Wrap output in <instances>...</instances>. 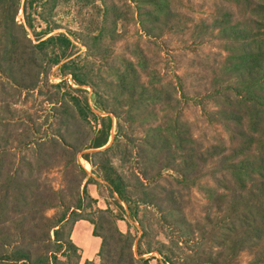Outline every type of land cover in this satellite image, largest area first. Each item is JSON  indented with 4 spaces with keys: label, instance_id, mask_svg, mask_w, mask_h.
<instances>
[{
    "label": "rangeland",
    "instance_id": "rangeland-1",
    "mask_svg": "<svg viewBox=\"0 0 264 264\" xmlns=\"http://www.w3.org/2000/svg\"><path fill=\"white\" fill-rule=\"evenodd\" d=\"M51 1L21 0L20 9L15 13V5L12 7L8 0H0V38L7 19L14 12L17 24L25 27L35 46L60 34L72 41L66 59L57 66L43 67L44 77L37 91H22L0 74V186L6 183V174L18 171L32 193L28 207L21 213L0 217V232L3 230L5 236L10 234L18 238L21 226L28 230L31 225L45 220H58L71 213L66 208L77 207L82 201L85 210L80 215L95 219L100 225L99 232L107 234L114 226L104 227V223L117 224L118 219L123 220L119 228L124 233L132 230L137 237L134 251L138 259L141 258L138 241L143 231L139 222L143 223L147 237L142 249L155 250L144 257L151 259V264L163 259L157 252L161 244L171 251L169 255L174 264H264V240L235 257L226 248L227 241L248 231L250 226L244 219L245 207H230L232 197L250 196L248 191L261 179L249 182L246 193H241L230 174H214L220 158L201 169V177L188 186L177 169L183 162H172L170 151L158 155L156 160L160 156L161 161L157 168L161 165L168 168L163 169L154 182L145 183V188L151 191L163 186L176 193L177 205L181 208L170 215L169 222L161 220L155 207L136 202L143 198L139 173L150 167L146 166L140 150L147 149L143 142L152 129H161L165 139L173 144L174 129L181 128L182 132H189L199 149L216 147L221 157L236 155L232 161L250 156L256 160L264 158V125L259 123L254 131L245 106H238L239 92L244 90L234 84L233 90L226 89L222 93L226 83L231 88L236 81L231 69L245 54L241 42L235 36L228 37L222 29L245 30L250 33L248 43L264 44V9L256 7L264 6V0H252L253 3L246 0H164L160 5L144 0H57L55 6ZM116 17H119L117 22ZM150 19L153 22H149ZM254 35L258 38L252 40ZM70 61L89 73L88 79L96 85L102 98L98 103L94 89L86 86L81 94L88 96L91 106L89 121L77 118L60 130L64 116L58 114L61 109L53 108L48 99L72 93L69 87L81 89L68 74L69 69L64 67ZM123 75L132 80L131 85L146 87L151 96L157 94L160 101L139 102L142 94L135 87L130 90L135 98L130 93L119 94L118 77ZM61 83H64L62 91L56 88ZM111 83L114 89L107 87ZM100 106H108L110 111ZM108 116L113 118V129L105 148L113 149L105 158L112 162L93 156L103 149L83 150L99 135L103 128L102 117ZM232 117H239V120ZM57 135L65 136L66 144L83 150L76 156V162L69 163L65 152L54 149L53 139L62 141ZM40 141L48 142L44 149L33 144ZM92 160L97 164L112 163L134 195L130 205L121 201L118 194L111 193L102 178L105 173L97 169ZM157 168L150 169L151 180L157 175ZM86 191L98 198L97 203L86 197ZM108 208L113 215L106 213ZM130 208L138 214L137 221L131 220ZM73 220L74 217L71 223ZM177 220L185 221L192 232H187ZM70 225L65 229L66 238ZM182 228L189 233L188 239H184ZM197 229H205L206 233ZM36 233L40 232L36 230ZM53 249L57 251L58 261L68 264L66 254L59 252L58 246ZM70 260V264H76L73 256Z\"/></svg>",
    "mask_w": 264,
    "mask_h": 264
},
{
    "label": "trees",
    "instance_id": "trees-1",
    "mask_svg": "<svg viewBox=\"0 0 264 264\" xmlns=\"http://www.w3.org/2000/svg\"><path fill=\"white\" fill-rule=\"evenodd\" d=\"M8 1L12 4V7L15 5L16 10L14 12L18 13L21 0ZM56 1L57 0L51 1L54 6L58 4H56ZM163 1L164 0H144V2L148 4L157 5L162 4ZM246 1L253 3L252 0ZM33 4H35V2L30 5L33 6ZM162 7L165 9V5H162ZM256 7L257 9H264V6L262 5H257ZM14 12L12 13V16L7 19V24L4 25L6 28L3 30V37L0 38V74L4 75L11 84L13 83L15 87L22 91H37L40 88L41 79L44 77L43 70H45V68L43 69V67H46L47 65L51 67L57 66L66 59V52L72 45V41L67 35L60 34L57 37H51L45 41H41L35 46L32 41L29 40V35L26 32L25 27L17 24ZM169 14L170 13H167L166 15ZM118 19L119 17H116L115 21L117 22ZM149 22H153V19H150ZM218 25L221 24L218 23ZM222 26L224 25L222 24ZM231 28L232 29L227 27L222 30L228 37L235 36L236 40L241 42L240 44L244 46L243 51L245 54L238 58L237 64L232 66L231 70L235 73L234 78H236V81L232 83L233 86H231V88H228V84L226 83L222 93L226 89L228 91L233 90V87L235 86L234 84L240 86L239 90H244L239 92L241 101L238 106H245L246 112L250 115L253 122H251L250 127H253L255 131L260 124L264 125V44L255 42L253 43L254 45H252V43L247 42V35L250 33L245 30L237 31L233 27ZM226 31L233 33L230 35ZM145 32L148 34L150 33L148 31ZM256 38H258V35H254L252 40H255ZM64 67L65 69H69L68 71L70 73L68 74L73 77L75 84L80 86L81 89L75 90L72 87H69L72 89V93L63 96L57 94L56 97H50L48 99V103L53 106V108L61 109L60 111L58 110V112H60L58 114L64 116L60 121V130H63V128L66 129L70 122L72 120H77V118H80L83 121H89L91 106L89 104L88 96L83 97L81 94L86 86H91L94 89L98 103H100L99 99L102 98V94L99 92L96 85L88 79V72L85 73V70H81L76 66L74 61L66 63ZM127 68L131 73L132 70L130 67L128 66ZM118 81L121 83V86L118 89V92L119 94L121 93V95L126 96V93H130V96L134 97L135 95L133 91L130 90L135 87L142 94L139 98V102L141 103L146 102V99L155 102H159L161 99L160 97H157V94L152 96L149 95V90L142 85H131L133 82L132 80H129L128 76H120L118 77ZM134 81L137 83L136 80ZM126 83H129L130 86H127ZM62 84L64 83L56 86L60 91H62L64 87H62ZM107 87L114 89L115 85L111 83V85L108 84ZM146 95L149 97H146ZM101 107L103 108V106H100V109ZM103 110L110 111L108 106L104 107ZM229 112L230 110H228L226 114ZM114 114L118 116L117 113ZM232 118L237 121L239 120V117ZM230 120L232 119L230 118ZM101 121L103 128L99 131V135L92 139L88 145H85L83 150L103 149L93 155L94 157H99L100 160H103L106 159L105 157L108 156L113 149L112 147L105 148L110 142L111 131L113 129V118L111 116L102 117ZM174 130L176 131L173 133V144L165 139L161 129L150 130L143 142L147 146V149H141L140 153H144L143 158L146 166L149 167L150 165V167L148 171L145 170L142 171V173L138 172L142 176V179L139 177L138 181L143 182L141 183L143 198L141 197V199L136 202L144 206L155 207L162 216L161 220L169 222L170 215L179 212L180 209L178 208H181V206L177 205L178 201L176 199V193L163 186H160L158 189L154 188L151 191L149 188H145V183L147 184L150 181L154 182L157 177L162 175L163 169L168 168L167 165L164 167H161V165L157 168V164H160L161 161L160 156L159 159L156 160L158 155L165 151H170V160L172 162H177L178 160L183 162V164L177 169L178 171H181V175L185 177V184L188 186L194 184L196 180L199 179L202 170L211 165L215 158H220L219 162L216 164L214 174L217 175L219 172L222 174H224V172L230 174L241 193H246L249 182L255 183L257 178L261 179V182H258L250 191H248L250 196L244 197L243 195L234 194L235 196L232 197L233 200L230 207L241 208V205L245 207L246 214L244 215V219L250 223V226L248 231L241 235H235V239L227 241L229 242V245L226 247L227 251L231 253V256L235 257L245 250L253 248L252 246H255L256 242L264 240V158L256 160L254 157L250 156L249 159H242L238 162L232 161L233 158H236V155L231 158L224 156L221 157V154H219V150L216 147H210L203 151L197 147L195 140L190 137L189 132H182L181 128H176ZM57 136L62 141L53 139L55 140L52 141L54 149L65 152L66 157L69 158V163L76 162V156L83 150H79L77 146L66 144L67 141L65 136ZM254 140V138H251V141ZM40 142L33 144L37 145L38 148L44 149V146L48 142ZM242 146L244 150L245 144L243 143ZM106 161L111 160L106 159ZM92 164L105 173L102 178H105L108 189L111 193L118 194L121 201H125L130 205L134 195L128 191L129 187L125 184L123 177H121L116 169H114L112 163L99 162L97 164L92 160ZM156 168L158 170H156L157 175L151 180L149 178V174L151 175L150 169ZM5 181L6 183L0 186V217L2 218L11 213H21L23 209L28 207L30 196L32 194L30 190H28L26 182L22 180L21 173H18V171H15L14 173L10 171L9 174H6ZM76 195H79V193ZM71 196H73V194H71ZM86 197L92 199V202L97 203L87 191ZM79 203L80 204L77 207L66 208L70 210L71 213L61 216L58 220L48 219L43 222L41 221L42 223L39 225H31L28 227V230H24V227L21 226L18 238H15L10 234L5 236L4 231L2 230L0 232V264H65L58 261L56 256L57 251H54L53 249L54 246H58L60 248L59 252L66 254L64 256L69 260L68 264H70L72 256L74 257L76 264H83L81 249L72 240V233L75 225L81 220L91 222L95 226V236L102 239L99 260L86 261L85 264H151L152 260L144 259V257L153 254L155 250H152L151 248L145 250L142 249L144 243L143 240L147 237V228L143 223L138 221L142 225L143 230L140 240H137L140 248L138 255L141 257L138 259L134 251L137 237L136 235H133L132 230L124 233L119 228V222L123 220L118 219L117 224L115 222L113 224L104 223V225H102L104 227L110 225L114 226H111V229L107 231V234L105 232H99L98 227H100V225L96 223L95 219L86 218L80 215L81 211L85 210V206L82 201H79ZM42 205L43 203H41V206ZM119 206L122 207L121 204H119ZM110 207L112 206L110 205ZM118 208L123 210L120 207ZM220 208L223 210L221 206ZM106 213L114 214L111 208H108ZM130 216L131 220L137 221L138 214L131 208ZM73 217L74 220L71 223ZM177 221H179L178 223L181 224V226L186 227L187 232H192L191 226L187 225L185 221ZM69 225L70 229L68 230L66 238L64 234ZM36 230L40 233H36ZM137 230L140 232L139 229ZM197 230L206 233L205 229ZM182 231L183 234L185 233L184 239H188L187 236L190 237L189 233L184 232L183 228ZM52 234H54V236ZM182 238L183 237H181V239ZM161 246L162 248L157 249V252L162 256L163 261L158 259V264H162V262L164 264H174L172 263L174 262L172 261V256L170 257L171 251L166 248V245L161 244ZM69 253L71 254L69 255ZM221 257H225V254H221Z\"/></svg>",
    "mask_w": 264,
    "mask_h": 264
},
{
    "label": "crops",
    "instance_id": "crops-1",
    "mask_svg": "<svg viewBox=\"0 0 264 264\" xmlns=\"http://www.w3.org/2000/svg\"><path fill=\"white\" fill-rule=\"evenodd\" d=\"M92 196V194H91ZM95 200L98 198L92 196ZM95 226L86 220H81L76 223L74 231L72 233L73 242L81 249L82 262L85 261H98L99 254L102 248V239L96 237ZM85 237V240L80 238Z\"/></svg>",
    "mask_w": 264,
    "mask_h": 264
}]
</instances>
